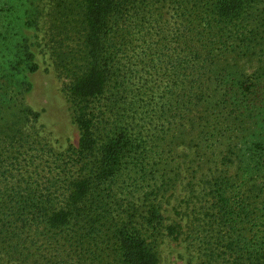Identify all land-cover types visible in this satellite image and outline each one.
<instances>
[{
  "label": "trees",
  "instance_id": "trees-1",
  "mask_svg": "<svg viewBox=\"0 0 264 264\" xmlns=\"http://www.w3.org/2000/svg\"><path fill=\"white\" fill-rule=\"evenodd\" d=\"M39 1L5 0L0 48L14 51V25L22 18L31 25ZM52 2L50 55L79 139L76 146L54 151L24 129L35 120L23 101L2 91L0 264H157L161 203L180 169L168 170L167 164L145 169L143 163L160 160L165 152L160 142L175 134L178 120L192 107L210 98V88L204 93L198 87L208 85L216 64L228 54L246 56L252 49L248 24L240 18L244 1ZM173 5L183 21L172 46L155 49L158 55L151 56L147 39L154 35V20H146H161L163 9ZM135 36L142 46L132 44ZM160 40V47L168 44ZM17 46L21 50L16 55L29 70L32 55L28 47ZM157 63L166 68L162 75L150 70ZM165 79L168 85L158 84ZM218 85L219 91L226 89L224 83ZM154 88H162L163 100L154 96ZM229 92L227 88L224 95ZM253 166L258 169L260 163ZM134 171L140 184L131 180ZM240 174L225 169L211 176L202 202L199 193H192L201 205L197 222L190 224L206 230L203 239L197 234L202 261L195 264H264V179L250 171Z\"/></svg>",
  "mask_w": 264,
  "mask_h": 264
},
{
  "label": "rangeland",
  "instance_id": "rangeland-1",
  "mask_svg": "<svg viewBox=\"0 0 264 264\" xmlns=\"http://www.w3.org/2000/svg\"><path fill=\"white\" fill-rule=\"evenodd\" d=\"M41 1L31 25H24L23 18L15 23L14 51L11 53L0 48V96L4 91L22 100L25 111L35 120L32 126L24 125V129L29 128L54 151L63 152L77 145L79 131L50 55L47 30L53 2ZM243 1L240 18L243 25L248 24L252 49L246 56L237 52L228 54L216 64L208 85L198 87L204 93L210 88V98L204 97L192 107L184 118L178 120L181 122L172 132L175 134L160 142L165 149L160 160L147 158L143 163L145 169L155 165L163 169L166 164L168 170L180 169L174 188L161 203L162 227L155 246L157 264H195L202 261L199 252L202 246L196 239L198 233L203 239L206 230L190 224V221L197 222L196 208L201 205L195 202L192 193H199L200 202L207 199V179L225 169L228 174L236 173L239 176L244 171H250L264 179V0ZM4 3L5 0H0V7ZM178 11L177 6L173 5L163 9L161 20L158 16L146 20L149 24L154 20L150 24V33L154 35L147 39L148 46L153 50L149 52L151 56L158 55L155 49L165 50L172 46L173 34L183 21ZM191 29H194V25ZM161 37L168 44L160 47ZM133 39V45L142 46L139 36ZM17 45L28 47L32 55L29 70H24L18 56L20 54L16 55L21 50ZM198 46L199 50H204L201 41ZM150 67L156 75H162L166 69L164 64L159 63ZM219 81L225 84L229 94L224 95L226 89L219 91ZM158 84L163 87L168 85L167 79ZM152 93L158 100L166 96L162 88H154ZM238 103L241 104L240 110L233 109ZM221 107L228 108L221 110ZM223 133H227L225 138ZM152 141L151 145L155 148L152 152H156L157 144ZM255 162L260 163L258 169L253 166ZM250 164L252 169L247 167ZM134 173H131V180L140 184V176H134ZM146 181L151 184L153 178L148 177ZM140 198L143 200L144 197ZM187 199L190 200L185 202ZM191 229L194 230L191 232Z\"/></svg>",
  "mask_w": 264,
  "mask_h": 264
}]
</instances>
